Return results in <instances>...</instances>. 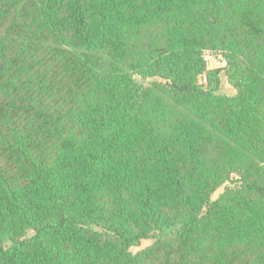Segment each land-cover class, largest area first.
I'll return each instance as SVG.
<instances>
[{"label": "trees", "instance_id": "obj_1", "mask_svg": "<svg viewBox=\"0 0 264 264\" xmlns=\"http://www.w3.org/2000/svg\"><path fill=\"white\" fill-rule=\"evenodd\" d=\"M6 242L0 264H264V0H0Z\"/></svg>", "mask_w": 264, "mask_h": 264}, {"label": "rangeland", "instance_id": "obj_2", "mask_svg": "<svg viewBox=\"0 0 264 264\" xmlns=\"http://www.w3.org/2000/svg\"><path fill=\"white\" fill-rule=\"evenodd\" d=\"M217 59L215 61V63H217ZM137 78V80H139L140 82H142L144 85H149L153 80H157L158 78L156 77H151V78H143L139 75L135 76ZM220 92L224 93V94H228V95H233L236 93V89L228 82L227 77L225 75L224 72L221 73V83H220ZM227 185H232V183L227 182ZM225 185L219 187L216 192L213 194V199H216L219 194L224 190ZM32 234V232L30 233ZM154 241V238H150V239H144L141 241V243L137 246H133L131 247V251L132 252H137L138 250H140L141 248L150 245L152 242ZM9 242L6 243H0V246L3 247H7L9 246Z\"/></svg>", "mask_w": 264, "mask_h": 264}, {"label": "built area", "instance_id": "obj_3", "mask_svg": "<svg viewBox=\"0 0 264 264\" xmlns=\"http://www.w3.org/2000/svg\"><path fill=\"white\" fill-rule=\"evenodd\" d=\"M203 56L207 62L208 69H213L218 66H226L227 64L226 58L224 57L223 53L219 50L207 49L204 51ZM216 59L218 60L217 63H215ZM198 83L202 86L207 85L208 78L206 73H203L198 77Z\"/></svg>", "mask_w": 264, "mask_h": 264}]
</instances>
